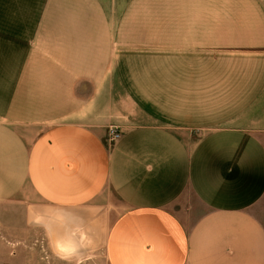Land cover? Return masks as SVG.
Returning a JSON list of instances; mask_svg holds the SVG:
<instances>
[{"label":"crops","instance_id":"1","mask_svg":"<svg viewBox=\"0 0 264 264\" xmlns=\"http://www.w3.org/2000/svg\"><path fill=\"white\" fill-rule=\"evenodd\" d=\"M263 137L264 0H0V205L49 264H264Z\"/></svg>","mask_w":264,"mask_h":264},{"label":"rangeland","instance_id":"2","mask_svg":"<svg viewBox=\"0 0 264 264\" xmlns=\"http://www.w3.org/2000/svg\"><path fill=\"white\" fill-rule=\"evenodd\" d=\"M18 199L0 205V264H49L40 239L34 241L38 232L28 222L27 211ZM109 200L120 205L112 191H109ZM254 212L264 216V198Z\"/></svg>","mask_w":264,"mask_h":264},{"label":"built area","instance_id":"3","mask_svg":"<svg viewBox=\"0 0 264 264\" xmlns=\"http://www.w3.org/2000/svg\"><path fill=\"white\" fill-rule=\"evenodd\" d=\"M108 136L111 141L118 140L121 137V133L115 127H109Z\"/></svg>","mask_w":264,"mask_h":264}]
</instances>
